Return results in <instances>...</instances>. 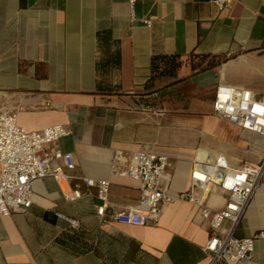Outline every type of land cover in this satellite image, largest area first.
Wrapping results in <instances>:
<instances>
[{
    "label": "crops",
    "instance_id": "obj_1",
    "mask_svg": "<svg viewBox=\"0 0 264 264\" xmlns=\"http://www.w3.org/2000/svg\"><path fill=\"white\" fill-rule=\"evenodd\" d=\"M103 32L111 42L101 49ZM115 52L118 65L99 72ZM192 54L221 63L193 70ZM219 86L264 94V0L222 9L212 0H137L133 8L128 0H0V114L14 115L28 133L68 130L56 145L74 167H53L80 193L69 202L54 179L33 182L31 207L0 216V264H212L203 252L212 230L193 204L164 205L156 224L139 227L114 216L140 197L126 175L136 152L166 156L167 192H189L214 210L225 195L192 186L196 164L260 165L264 137L213 113ZM85 179L109 183L101 217ZM229 227L225 221L221 231ZM259 232L264 175L233 236ZM250 264H264V238L254 242Z\"/></svg>",
    "mask_w": 264,
    "mask_h": 264
},
{
    "label": "built area",
    "instance_id": "obj_2",
    "mask_svg": "<svg viewBox=\"0 0 264 264\" xmlns=\"http://www.w3.org/2000/svg\"><path fill=\"white\" fill-rule=\"evenodd\" d=\"M136 1L128 0L131 8ZM231 1L212 0L219 9ZM150 23V20H144L145 25L150 26ZM212 111L240 130L264 137V94L256 97L250 90L219 86L214 94ZM69 134L62 126L28 133L18 125L14 115L0 114V216L7 217L29 209L33 203L32 184L43 178L54 179L67 201L73 202L80 197L78 191L70 190L62 169L53 167L57 161H62L67 170L74 167L71 155L61 153L56 145ZM45 146L51 148L46 149ZM167 165L166 156L148 152L131 155L126 175L138 184L140 197L135 207L116 214L114 220L119 224L137 227L156 224L164 205L179 202L193 204L212 230L203 248V252L211 258V263L250 264L254 242L264 238V233L259 232L243 239L235 238L233 234L259 187L264 175V160L254 168L237 171L229 170L224 160L213 164H196L192 168V186L200 187L203 195L204 192L210 194L213 191L225 195L220 210L206 206L204 198L195 199L189 192L169 194L162 184ZM84 184L89 189H96V198L101 203L97 215L103 216L109 183L85 179ZM225 221L230 223V227L221 231Z\"/></svg>",
    "mask_w": 264,
    "mask_h": 264
},
{
    "label": "trees",
    "instance_id": "obj_3",
    "mask_svg": "<svg viewBox=\"0 0 264 264\" xmlns=\"http://www.w3.org/2000/svg\"><path fill=\"white\" fill-rule=\"evenodd\" d=\"M97 42L99 44V47L102 49L106 48V46L110 45L111 42V38L109 36V33L107 32H103V33H99L97 35ZM119 63V55L118 52H115V54L113 53V56H109V55H104V59H102L101 62H99V64L97 65V70L99 72H106V70H108L111 66V64H113L114 66H117ZM190 63H191V67L193 70H201L204 69V67H209L211 65L214 64H220L221 63V59L220 58H216V57H211V56H199V55H194L192 54L190 56ZM176 68H178V65L176 63H171L170 65V70L169 71H174ZM168 71V72H169Z\"/></svg>",
    "mask_w": 264,
    "mask_h": 264
},
{
    "label": "bare ground",
    "instance_id": "obj_4",
    "mask_svg": "<svg viewBox=\"0 0 264 264\" xmlns=\"http://www.w3.org/2000/svg\"><path fill=\"white\" fill-rule=\"evenodd\" d=\"M200 153H203V155H202L203 158L206 157V155H205L206 152H201V151H200Z\"/></svg>",
    "mask_w": 264,
    "mask_h": 264
}]
</instances>
